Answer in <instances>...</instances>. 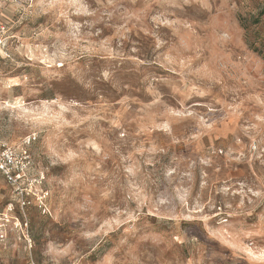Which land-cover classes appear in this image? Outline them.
Here are the masks:
<instances>
[{
  "label": "rangeland",
  "instance_id": "obj_1",
  "mask_svg": "<svg viewBox=\"0 0 264 264\" xmlns=\"http://www.w3.org/2000/svg\"><path fill=\"white\" fill-rule=\"evenodd\" d=\"M255 40L264 0L1 5L0 139L46 208L0 181V264H264Z\"/></svg>",
  "mask_w": 264,
  "mask_h": 264
},
{
  "label": "built area",
  "instance_id": "obj_2",
  "mask_svg": "<svg viewBox=\"0 0 264 264\" xmlns=\"http://www.w3.org/2000/svg\"><path fill=\"white\" fill-rule=\"evenodd\" d=\"M9 0H0V6ZM33 136L32 139H36ZM33 156L27 143L10 145L0 139V181L4 179L13 189L22 209L31 204V197L46 208L45 175L32 176Z\"/></svg>",
  "mask_w": 264,
  "mask_h": 264
},
{
  "label": "trees",
  "instance_id": "obj_3",
  "mask_svg": "<svg viewBox=\"0 0 264 264\" xmlns=\"http://www.w3.org/2000/svg\"><path fill=\"white\" fill-rule=\"evenodd\" d=\"M243 27H244V29L246 30V36H247V38L249 37V36H251V32L254 30V29H252V25H242ZM258 31H261V29L260 28H258ZM258 41H253L252 43H251V46H252V48L254 49V50H257V51H259L261 54H264V52L262 51V49H259V47H258V44H262V43H257Z\"/></svg>",
  "mask_w": 264,
  "mask_h": 264
}]
</instances>
